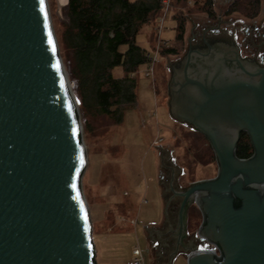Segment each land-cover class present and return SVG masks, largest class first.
Listing matches in <instances>:
<instances>
[{
    "label": "water",
    "instance_id": "1",
    "mask_svg": "<svg viewBox=\"0 0 264 264\" xmlns=\"http://www.w3.org/2000/svg\"><path fill=\"white\" fill-rule=\"evenodd\" d=\"M221 25L196 44L192 29L185 55L168 66L169 115L209 141L218 174L183 189L174 152H161V173L171 171L164 230H146L151 242L175 240L162 264L182 255L188 264H264V66L242 58L234 39L207 34ZM78 110L48 0H0V264H97ZM243 133L249 159L237 157ZM168 192L180 201L175 222ZM193 205L202 223L189 238Z\"/></svg>",
    "mask_w": 264,
    "mask_h": 264
},
{
    "label": "rangeland",
    "instance_id": "2",
    "mask_svg": "<svg viewBox=\"0 0 264 264\" xmlns=\"http://www.w3.org/2000/svg\"><path fill=\"white\" fill-rule=\"evenodd\" d=\"M234 1L213 0L216 18L211 19L202 11L206 0H174L163 26L158 24L157 35L154 23H148L141 29L137 42L147 54L155 56L160 36L159 50L175 49L177 54L158 55L154 80L146 76L148 64L131 76L136 83L137 104L126 108L121 124L115 125L109 118L90 114L86 120L82 118L88 156L83 193L89 206L99 264H125L137 256L144 259V264L152 263L144 229L161 223L164 216L163 190L159 181L161 152H174L175 166L184 174L183 189L194 182L217 176L218 165L209 141L190 127L175 122L169 115L171 73L168 66L185 55L192 29L197 32L207 25L216 26L220 17L224 29V24L237 21L249 25L251 20L242 14H227ZM48 5L60 55L69 75L63 33L66 7H61L58 0H48ZM176 19L186 23L182 43L176 40ZM193 24L197 25L196 29ZM125 50L123 46L121 51ZM112 74L115 79L126 76L122 66L115 67ZM159 138L164 141L155 146ZM201 221L200 210L192 209L190 233L197 232ZM202 242L205 249L210 247L207 241ZM154 247L151 256L156 264ZM174 264H188L186 256L182 255Z\"/></svg>",
    "mask_w": 264,
    "mask_h": 264
},
{
    "label": "trees",
    "instance_id": "3",
    "mask_svg": "<svg viewBox=\"0 0 264 264\" xmlns=\"http://www.w3.org/2000/svg\"><path fill=\"white\" fill-rule=\"evenodd\" d=\"M164 1L70 0L65 9L63 33L69 67L67 76L79 106L77 115L81 123L82 118L86 120L90 114L109 118L115 125H119L123 122L126 108L137 104L136 83L132 77L141 66L149 63L147 51L138 45L137 37L141 29L151 22L154 23L155 34L157 33ZM260 10L261 0H235L227 14L240 13L246 18L254 19ZM202 11L211 19L216 18L213 0H206ZM176 24V40L182 43L186 23L176 19ZM123 46L126 47L125 51H121ZM160 54L176 55L177 50L163 49ZM118 66L124 68V78H114L112 71ZM82 139L84 140L83 133ZM253 153L249 136L241 134L237 157L249 159ZM192 209L199 211L193 205L189 216ZM188 225L190 227V223Z\"/></svg>",
    "mask_w": 264,
    "mask_h": 264
},
{
    "label": "flooded vegetation",
    "instance_id": "4",
    "mask_svg": "<svg viewBox=\"0 0 264 264\" xmlns=\"http://www.w3.org/2000/svg\"><path fill=\"white\" fill-rule=\"evenodd\" d=\"M250 20L251 23L247 26L237 21L233 23L224 24L226 26V28L224 29L222 24L221 25L222 28L220 30L217 31L209 30L207 34H209L211 38H216V39L219 38H223L227 40L234 39L240 47L242 58L252 60L257 64H259L260 66H264V1L263 0H261V10L259 15L256 18ZM211 26H215V25H210V26L207 25L204 29L197 32L195 31L194 33L197 35V37L193 41V43L196 44L197 42H199V40L203 37L204 32L207 29H209ZM170 175H171V171L169 169H166L165 175L163 172L160 173L159 176L161 180L160 183H161V187H164V189L166 188L169 182ZM170 195L171 194L169 192L166 194L167 197V199L165 198L166 203L169 202ZM179 204H180L179 200H173L168 204L167 211H168L169 219L171 217L173 219V222H175L174 220H176L175 217L177 216ZM176 206H178L177 212L172 213L176 209ZM161 229L164 230L163 225ZM188 230H189V225H188ZM189 235H190L189 238L193 237V233H190V231H189ZM169 236L170 235L166 236L165 238L169 239ZM156 241L157 242L149 241V244L151 247V251H152V246L154 244L157 245L154 247L156 264H162L165 263V261L167 262V258L169 257L170 252L175 246V240L170 239L166 243L159 242L158 240Z\"/></svg>",
    "mask_w": 264,
    "mask_h": 264
},
{
    "label": "built area",
    "instance_id": "5",
    "mask_svg": "<svg viewBox=\"0 0 264 264\" xmlns=\"http://www.w3.org/2000/svg\"><path fill=\"white\" fill-rule=\"evenodd\" d=\"M172 3H173V0H165L164 1V9H163V14L161 16V18L159 19L158 21V24L161 25V27L163 26L164 24V21H165V18L167 16V13L168 11L171 9L172 7ZM159 40H158V44H157V47L155 48V56H152L151 54H148L147 57L149 59V63H148V67H147V70H146V76L149 77V78H152V80H154L155 78V73H156V65L158 63V55H160V51L159 50V41H160V36L158 37ZM133 75H136L135 73ZM164 139L163 138H159L156 142H155V146H160L162 143H163ZM135 224V221L132 222V225ZM207 249H214V251H211L213 253H215L217 256H220V253H219V249L217 246H215L214 244H210V247L207 248ZM138 254V253H137ZM128 264H144V259L141 257V256H137L135 257L134 259H132Z\"/></svg>",
    "mask_w": 264,
    "mask_h": 264
},
{
    "label": "crops",
    "instance_id": "6",
    "mask_svg": "<svg viewBox=\"0 0 264 264\" xmlns=\"http://www.w3.org/2000/svg\"><path fill=\"white\" fill-rule=\"evenodd\" d=\"M159 176H160V171H159ZM159 181H161L160 180V178H159ZM160 185H161V183H160ZM161 191H162V187H161ZM163 203H164V200H163ZM164 206V205H163ZM164 216H163V218H162V221H161V223H159V224H157V225H154V226H151V227H147V228H156V229H160L161 227H162V223L164 222ZM201 223H202V221H201ZM161 225V226H160ZM147 228H145V229H147ZM144 229V233H145V235H146V238H147V241H148V248H149V251H150V257H151V264H155L154 263V260H153V258H152V254H151V247H150V244H149V240H148V233H147V230H145ZM113 233V232H112ZM120 233H123V232H120ZM93 241H94V231H93ZM95 246V245H94ZM95 255H96V263L97 264H99V262H98V256H97V254H96V250H95ZM132 260V259H131ZM131 260H128L125 264H128ZM108 263H112V262H108ZM104 264V263H103ZM114 264V263H113Z\"/></svg>",
    "mask_w": 264,
    "mask_h": 264
}]
</instances>
